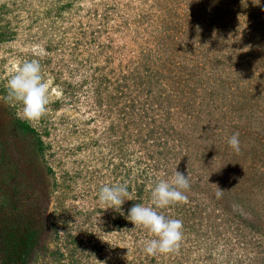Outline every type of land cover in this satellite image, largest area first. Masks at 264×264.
<instances>
[{"label": "rangeland", "instance_id": "obj_1", "mask_svg": "<svg viewBox=\"0 0 264 264\" xmlns=\"http://www.w3.org/2000/svg\"><path fill=\"white\" fill-rule=\"evenodd\" d=\"M31 60L50 82L34 123L6 99ZM175 171L187 202L157 211L183 238L149 255L128 210ZM5 222L33 236L24 264H264V0H0Z\"/></svg>", "mask_w": 264, "mask_h": 264}, {"label": "clouds", "instance_id": "obj_2", "mask_svg": "<svg viewBox=\"0 0 264 264\" xmlns=\"http://www.w3.org/2000/svg\"><path fill=\"white\" fill-rule=\"evenodd\" d=\"M50 82L41 75V65L37 60L17 61L13 74L6 84V99L21 105L20 117L34 123L42 118L49 104ZM230 148L240 150L239 133H234L228 140ZM188 175L175 171L171 182L159 180L151 188L149 206L134 204L129 210L127 220L134 227L146 229L152 239L144 242V250L149 255L157 252L166 254L177 251L183 238V222L180 219H170L157 211L176 203H186L187 197L181 189L189 188ZM218 188V187H217ZM224 191L218 188V195ZM128 195L126 184H115L101 187L98 198L102 205L122 206ZM99 264H106L100 262Z\"/></svg>", "mask_w": 264, "mask_h": 264}, {"label": "trees", "instance_id": "obj_3", "mask_svg": "<svg viewBox=\"0 0 264 264\" xmlns=\"http://www.w3.org/2000/svg\"><path fill=\"white\" fill-rule=\"evenodd\" d=\"M1 224L4 225L2 226ZM1 224L0 264H24L29 253L34 251L33 247L35 243L31 241L33 236L30 234H23V236L19 237L16 236V234H6L11 227H9L8 222Z\"/></svg>", "mask_w": 264, "mask_h": 264}]
</instances>
